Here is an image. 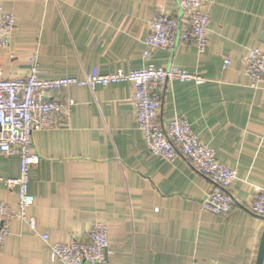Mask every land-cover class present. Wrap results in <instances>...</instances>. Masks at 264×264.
I'll return each instance as SVG.
<instances>
[{"label": "crops", "instance_id": "crops-1", "mask_svg": "<svg viewBox=\"0 0 264 264\" xmlns=\"http://www.w3.org/2000/svg\"><path fill=\"white\" fill-rule=\"evenodd\" d=\"M14 16L10 43L0 48L6 77L24 76L32 56L39 77L127 73L153 64L200 74L201 82L159 87L161 125L185 117L215 157L236 170L227 215L201 208L211 186L184 159L148 152L134 118L127 81L72 85L67 117L32 134L40 156L29 173L34 201L26 209L36 230L11 219L0 264H62L47 244L85 237L94 223L107 227L109 264H254L264 217L242 204L264 188V80L252 86L243 58L264 48V0H206L208 43L203 51L178 43L144 57V38L160 11L179 17L176 0H0ZM229 64L224 65V59ZM57 97V95H55ZM18 155L0 154V201L17 208L18 191L4 180L19 174ZM264 264V258L262 261Z\"/></svg>", "mask_w": 264, "mask_h": 264}, {"label": "built area", "instance_id": "built-area-1", "mask_svg": "<svg viewBox=\"0 0 264 264\" xmlns=\"http://www.w3.org/2000/svg\"><path fill=\"white\" fill-rule=\"evenodd\" d=\"M205 1L176 0L179 17L163 11L155 14L144 38L143 56L149 57L155 49L172 52L179 42L193 44L198 51H203L208 43L209 24ZM13 27L14 16L5 12L0 2V48L9 45ZM228 64L229 59H224V65ZM242 65L243 72L252 79L251 85L257 86L264 80V48L250 49ZM171 80L201 82L203 78L196 72L153 64L127 73L122 70L99 73L96 67H92L81 77L41 78L35 56L31 57L24 76L6 77L0 66V154L20 158L18 176L4 180L9 187H17L18 204L13 208L0 201V247L11 219H18L36 230L35 218L26 215V209L34 201L28 188L29 173L40 161L32 134L51 127L57 116L67 117L72 100H62L59 96L64 88L72 85L92 89L96 85L129 82L134 118L143 133L148 152L163 160L179 156L193 170L207 177L211 186L201 200L202 210L227 215L237 203L229 192L236 170L215 157L213 148L193 132L187 118H175L165 126L157 118L161 103L158 89ZM242 207L264 217V188L253 186L249 201ZM41 237L49 247L51 258L62 264H109L107 227L103 223H94L85 237L71 234L64 243H52L46 234Z\"/></svg>", "mask_w": 264, "mask_h": 264}, {"label": "water", "instance_id": "water-1", "mask_svg": "<svg viewBox=\"0 0 264 264\" xmlns=\"http://www.w3.org/2000/svg\"><path fill=\"white\" fill-rule=\"evenodd\" d=\"M263 258H264V229L260 237L259 247L254 264H262Z\"/></svg>", "mask_w": 264, "mask_h": 264}]
</instances>
